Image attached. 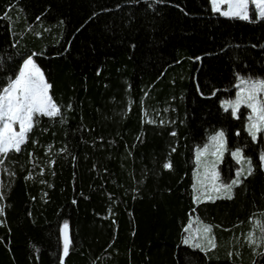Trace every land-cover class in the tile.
Returning a JSON list of instances; mask_svg holds the SVG:
<instances>
[{"label":"trees","instance_id":"1","mask_svg":"<svg viewBox=\"0 0 264 264\" xmlns=\"http://www.w3.org/2000/svg\"><path fill=\"white\" fill-rule=\"evenodd\" d=\"M28 58L60 113L0 155V264H264L246 238L264 215V143L245 107L220 106L239 78L264 80V19L222 18L208 0H0V94ZM165 103L169 124L143 119ZM217 131L220 181L237 148L252 175L197 202L195 151ZM192 219L212 250L183 242Z\"/></svg>","mask_w":264,"mask_h":264},{"label":"snow or ice","instance_id":"2","mask_svg":"<svg viewBox=\"0 0 264 264\" xmlns=\"http://www.w3.org/2000/svg\"><path fill=\"white\" fill-rule=\"evenodd\" d=\"M249 2L250 0H210L212 10L224 16L235 17L249 22H255V19H264V0H251V4L255 6V10L251 12ZM225 4L228 5L226 9L222 8ZM42 81L43 74L33 60L29 58L25 61L24 68L19 73V76L14 81H11L8 87L2 90V94H0V154L7 153L12 148L20 151V145L26 140V133L31 130L33 116L35 114L39 113L50 117L59 115V107L47 95V89L51 86L44 84L43 90L41 91L39 85ZM241 83L248 85V88L243 90L248 92L247 98L245 99L238 93L235 101L225 102L222 104V107H224L225 111L232 108V115L234 117L237 116L239 106L242 102L246 107L252 109V112L257 115L255 119H253L252 115L248 116L249 124L247 131L252 137V140L256 141L258 134L264 133V98H260V94L264 93V80L245 81L242 79ZM16 123L20 126L18 132L13 131V125ZM239 134L237 132V135ZM224 135V132L220 131L211 137V141L213 142L212 147L214 148L211 154L216 156L217 161L223 158L225 151H228ZM208 147V145L205 146V152L208 150ZM230 154L238 164L246 163L248 165L247 173L249 176L252 175V161L250 158L244 156L240 148L231 151ZM260 160L262 166H264V153L261 154ZM164 167L170 168L171 164H165ZM207 174L211 177L212 190L217 193H222L221 196L216 198L227 196L228 199H231L233 187L239 186L242 183L240 178L244 174V169L241 168L238 170L236 178L232 179L229 183H225L220 181V174L216 171V162L213 161L211 171ZM209 199H213V197H209ZM258 223L262 230H264V222ZM64 227L67 229V224ZM187 230L185 229V231ZM204 231L210 233L212 231L211 226L205 225ZM249 239H251V234ZM188 242L189 240L186 239L185 243ZM209 243L212 244V241L209 240ZM196 246L199 247V245ZM213 246L215 245L213 244ZM68 250L69 242L66 237L64 244L65 256L68 254Z\"/></svg>","mask_w":264,"mask_h":264},{"label":"rangeland","instance_id":"3","mask_svg":"<svg viewBox=\"0 0 264 264\" xmlns=\"http://www.w3.org/2000/svg\"><path fill=\"white\" fill-rule=\"evenodd\" d=\"M208 1H209V5H210L211 11L214 12L212 10V5L210 3V0H208ZM227 7H228L227 4L222 6V8H225V9ZM249 9H250V12L252 10H255V6L251 4V0L249 2ZM214 13L218 14L222 18H235V17L224 16V15L220 14L219 12H214ZM237 19H239V18H237ZM31 50H33V49H31ZM28 59H26V60H28ZM26 60H24V62L21 64L17 75L15 76V78L12 81H14L19 76V73L24 68V64H25ZM242 79L245 80V81L252 80V79H247V78H239L237 80V82H236V90H235L233 98L230 99V100H223L220 103L221 107H222V104H224L225 102L235 101L237 99L238 93H240V95L242 97H244L245 99L247 98L248 92L247 91H243V90L247 89L248 85L245 84V83H241ZM9 84H8V86H9ZM44 84H45V82H44V79H43V81L39 85L41 91L43 90V85ZM1 94H2V92H1ZM260 98H264V93L260 94ZM240 107H245L248 110V116L252 115L253 119L256 118L257 114L253 113L252 109L246 107V105L243 102L240 104L239 108ZM171 108L172 107H170L168 103L162 104V106H160V105L158 106V104L154 105L150 109L143 110V113H142L143 114V119L145 121L151 122V123L152 122H157V123H160L162 125L169 124V116H168V114H169V111H170ZM222 109L224 110V107H222ZM228 111L232 115V108H229ZM38 115H43V114L37 113V114H35L33 116V118L35 116H38ZM248 124H249V120H247L246 130H247ZM19 128H20V126H19L18 123L13 125V131L18 132ZM218 132H220V131H217L215 134H213V136L216 135ZM261 137H262V140H263V143H264V133H261ZM206 145H208L209 147H208V150L205 152L204 148H205ZM212 145H213V142L211 141V138H210L209 141L207 142V144H205V146L203 148H200L199 150H197L195 152V169H194V172H193L192 190H193L194 199L197 202H199V201H203V202L209 201V200H212V199H209V197L215 196V197H213V200H214L219 194H220V196L222 195V193H217V192L212 190L211 177H210V175L207 174V173H210V171H211L212 162L213 161L216 162V171H217V166L220 163V160L217 161L216 156L211 154L212 151L214 150ZM10 150H15V149L12 148ZM230 156H231V154H230ZM231 158L238 165V167H239L238 170H240L241 168H243L244 170L246 168H248V165L246 163L238 164L237 161L232 156H231ZM260 165L264 169V166H262V164H261V160H260ZM206 169H207V173H206ZM237 171L234 174V179L236 178ZM223 198H227V196H224ZM258 222H264V216L262 217V219H259V220L257 218H253L252 219V221H251V229L248 231L246 238H247L248 242L255 243V244L260 242L261 239H262V242H260V243H262V249H263V252H264V230H262V228H261V226H260V224ZM204 227L205 226L203 224H201L200 222H198V221L195 222L194 219L190 220L188 226L185 228V229H188V230L185 231V229H184L183 242L185 243V240L188 239L189 242L185 243V244H187L189 246H192L194 248L201 249V248H204V247H209L211 244L209 243V240L206 237V232L204 231ZM250 234H251V239H249ZM196 245H199V247H197Z\"/></svg>","mask_w":264,"mask_h":264},{"label":"crops","instance_id":"4","mask_svg":"<svg viewBox=\"0 0 264 264\" xmlns=\"http://www.w3.org/2000/svg\"><path fill=\"white\" fill-rule=\"evenodd\" d=\"M213 136V135H212ZM211 138V136L208 138V140H207V142L209 141V139ZM207 144V143H206ZM205 146V145H204ZM204 146H202L201 148H203ZM200 148H198L197 150H199ZM196 150V151H197ZM195 151V152H196ZM194 172V171H193ZM248 173H247V168L244 170V174H243V176H246ZM242 176V177H243ZM192 179H193V175H192ZM218 183H219V181H217ZM192 184H193V181H192ZM218 196H220V194L218 195ZM217 196V197H218ZM213 197H215V196H213ZM216 199V198H215ZM213 200V199H212ZM264 214V213H263ZM264 216V215H263ZM205 226V225H204ZM206 237H207V239L208 240H211L212 241V244L209 246V247H204V248H201V250H212L213 249V236H212V233L210 232V233H206ZM260 242H262V239H261V241ZM260 242H258V243H256L255 245H258V244H261V246H262V243H260ZM250 243V242H249ZM250 244H252V243H250ZM254 244V243H253ZM262 251H263V249H262Z\"/></svg>","mask_w":264,"mask_h":264},{"label":"water","instance_id":"5","mask_svg":"<svg viewBox=\"0 0 264 264\" xmlns=\"http://www.w3.org/2000/svg\"><path fill=\"white\" fill-rule=\"evenodd\" d=\"M60 236H61V241L63 244H65V238L67 237L68 240V236H67V229H65V227H63L60 231Z\"/></svg>","mask_w":264,"mask_h":264}]
</instances>
